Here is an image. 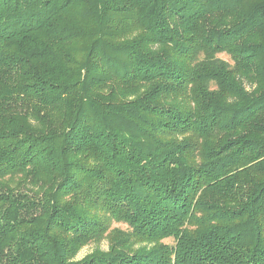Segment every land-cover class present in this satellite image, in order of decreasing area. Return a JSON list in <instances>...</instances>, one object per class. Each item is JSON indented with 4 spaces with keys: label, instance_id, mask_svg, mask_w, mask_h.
Segmentation results:
<instances>
[{
    "label": "trees",
    "instance_id": "trees-1",
    "mask_svg": "<svg viewBox=\"0 0 264 264\" xmlns=\"http://www.w3.org/2000/svg\"><path fill=\"white\" fill-rule=\"evenodd\" d=\"M0 264H264V0H0Z\"/></svg>",
    "mask_w": 264,
    "mask_h": 264
},
{
    "label": "rangeland",
    "instance_id": "rangeland-1",
    "mask_svg": "<svg viewBox=\"0 0 264 264\" xmlns=\"http://www.w3.org/2000/svg\"><path fill=\"white\" fill-rule=\"evenodd\" d=\"M223 57H226V56L223 55ZM114 226H115V227H122V228H125V226L122 225L121 223H114ZM95 247L102 248V249H107V247H108V241L104 239L100 244L92 243V244H89V245L85 246V247L80 251V253L78 254L77 257H78V258H82V257L85 256L88 252L92 251Z\"/></svg>",
    "mask_w": 264,
    "mask_h": 264
}]
</instances>
